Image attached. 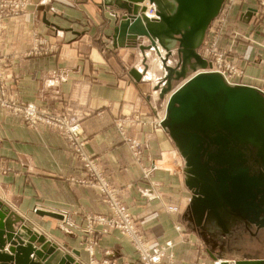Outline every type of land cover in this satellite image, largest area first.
Here are the masks:
<instances>
[{
	"label": "crops",
	"instance_id": "0c3cea01",
	"mask_svg": "<svg viewBox=\"0 0 264 264\" xmlns=\"http://www.w3.org/2000/svg\"><path fill=\"white\" fill-rule=\"evenodd\" d=\"M252 2L240 0L234 11L238 25L251 37L239 41L234 49L241 54L238 61L246 70L245 84L264 89V6L258 1L255 7ZM250 8L256 10V23ZM111 10L102 5V0H33L23 15L3 20L0 57L4 68L0 85L23 101L57 111L66 109L80 120L86 152L111 184L121 190L148 241H177L175 223L188 220L192 224V209H188L191 189L186 183L182 155L169 130L150 123L154 117L165 116L168 97L164 100L160 90H154L151 70L146 71L141 64L139 49L114 43L108 54H102L95 37L114 34L117 22L112 14L115 9ZM35 32L58 42L61 50L24 56L35 46ZM160 103L165 105L164 110ZM120 117L145 121L130 127L131 135L143 142L140 159L133 157L118 133L116 121ZM87 176L65 135L43 126L33 129L21 115L0 108L3 214L9 217V211L16 212L62 247L76 263L109 259L117 264H141L131 239L118 230L97 226L94 234L87 232V217L109 214L98 189L79 181ZM170 205L179 206V213L170 211ZM236 215L238 221L245 220L240 226L241 236L247 232L243 238L234 237L241 238V246L232 244L230 236L236 231L232 215L226 217V229L215 217L210 228L206 227L208 221L194 220V228L189 231L191 239L175 247L174 264H213L215 258L264 259V211L255 220ZM6 219L0 222L4 225ZM10 220L16 231L23 225ZM92 235L97 238L93 254L86 247ZM0 240L4 241L2 252L11 254L7 235H0ZM22 240L26 246L24 235ZM201 240L213 249V255L208 252L205 258L201 252L200 256L197 249ZM43 255L47 253H33L29 259L45 264Z\"/></svg>",
	"mask_w": 264,
	"mask_h": 264
},
{
	"label": "water",
	"instance_id": "95a60500",
	"mask_svg": "<svg viewBox=\"0 0 264 264\" xmlns=\"http://www.w3.org/2000/svg\"><path fill=\"white\" fill-rule=\"evenodd\" d=\"M144 1L105 0V3L126 11L114 30L115 45L134 46L139 37H147L150 40L149 47L156 50L162 61L166 73L161 80L165 82L161 96L170 92L162 125L169 130L186 160V183L194 194L191 206L193 213L200 217L197 223H203V218L210 211H213V218L224 229L229 215L239 214L255 220L264 211L262 175H251L246 167L229 169L209 164L210 142L201 133L204 132V122L211 129L215 128L213 121L201 112V101L204 99L213 102L217 108L215 117L221 127H230L243 133L245 124L250 122L249 133L264 140V92L256 87L231 85L216 71H204L210 64L201 56L199 48L225 0H147L155 16L146 13L148 6L141 5ZM160 47L165 49V55H162ZM175 55L179 59L176 67L168 63L169 57ZM190 71L193 74L188 76ZM181 78H185V81L173 88L174 81ZM199 118L203 119L201 124ZM219 195L223 202L219 201ZM3 213L0 207V219L8 218L4 225L0 222V235H7L11 242V254L2 252L4 241L0 240V264H36L29 258L33 253L41 255V251L47 253L42 257L45 264L73 262V258L46 235L26 225L17 232L10 220L14 217L15 222L22 221L17 213L9 211V217ZM25 230L29 235L26 246L22 245ZM33 242L41 249H35ZM231 263L264 264V259L224 260L221 264Z\"/></svg>",
	"mask_w": 264,
	"mask_h": 264
},
{
	"label": "rangeland",
	"instance_id": "374dc122",
	"mask_svg": "<svg viewBox=\"0 0 264 264\" xmlns=\"http://www.w3.org/2000/svg\"><path fill=\"white\" fill-rule=\"evenodd\" d=\"M258 1H259V5L261 7H263L264 6V0H253V2H252V3H254L253 5L254 6L257 5ZM239 2H240V0H225L221 12L218 14V16L215 19H213V21L211 22V24L207 30L206 37L203 41V44L199 48V53L210 64L206 69H204V71H207V72L208 71H216L226 80V82L230 83L231 85H246V86L256 87L258 89H261L264 92V89L261 86L245 84L244 77L246 76V70L243 68V66L238 61V59L241 58V54L234 49L237 46V44L239 43V41H241L242 39L248 40L251 38L249 33L247 31L243 30L238 25V21L236 20V17L238 16V14L234 13V11H235L236 7L239 5ZM32 4H33V0H0V12H1L0 25H2L3 20H5L8 17H16V16L23 15L29 9V7ZM102 5L107 6V7H111L112 8L111 12L115 9V11H113L112 14L115 17L116 22H117V26H118V24H119L118 21L120 20V17L123 14H125L126 11L124 9L115 8L116 7L115 5L106 4L105 0H102ZM141 5H147L148 6L147 0L142 2ZM255 7H257V6H255ZM148 9H149V6H148ZM250 9H251L250 11H254V14L252 17L255 18L254 23H256L257 19H258L256 12H255L256 10H254L253 8H250ZM120 10H121V12H120ZM257 12H258V10H257ZM146 13L149 14L150 11L147 10ZM117 15H118L119 19H117ZM151 15H154V14H151ZM69 30H71V29H69ZM34 34H35L34 38H32V39H33V44L35 46L32 48V50L30 52H28L24 56L28 57V56H33V55H35V56H37V55H48V54L57 53L61 50V45L58 42L51 41L48 36H45L43 34L41 35L38 32H35ZM108 36L103 35V34H100V35L98 34L95 37L98 40L96 43L99 45V47L101 46L100 48L102 50V54H103V52H104V54L106 52H108L111 49L112 44L116 43V39L114 38V34H110ZM149 45H150V40L147 37H139L137 39V42H135V45L132 47L137 48V49H139V51H141V54L143 56V58H141V62H142L141 64L144 66V69H146V71L148 69L151 70L150 71L152 73V75H151L152 79L151 80L154 83V90H156V91L160 90V97H164L165 98L164 100H166L167 97L169 98L170 92L166 93L164 96H161L162 88L165 85V82H163L161 80L165 77L166 71L163 67L162 61H161L158 53L156 52L155 49L150 48ZM122 47H124V46H122ZM160 50L162 52V55H165V53H166L165 49L160 47ZM106 54H108V53H106ZM112 59H114V58H112ZM178 61H179V59L175 55V56L169 57L168 63H169V65L176 67ZM3 68L4 67H3V64L1 61V57H0V78L1 79H3L2 78ZM192 74H193V71H190L188 76H190ZM184 81H185V78H181L180 80L174 81L173 88L178 87ZM161 107L163 110L165 109L164 104H161ZM0 108H4V109L8 110L13 115L14 114L16 116L21 115L23 117L25 123L29 127H32L33 129H39L42 126L46 127V128H52V129L58 131L59 133L65 135L68 138L75 156L82 161L83 167L85 168V170L87 171V174H88L87 179H82V180L79 179V181L80 182L82 181L84 183H89L92 186L96 187L98 189V191L101 193L102 197L104 198V201L106 202L108 209H109L108 215L98 213V214L92 215L90 217H87V223L89 225V228H87L86 230L88 233H90V235L95 233V231L97 230V226H106L109 229L118 230L120 233H122L123 235H125L126 237L131 239V241L133 242V245L135 247V250L138 253V259H139L138 261L141 264H174L175 263V259H176L175 247H176V245L179 243H186L191 239L190 238L191 233H189V231H190V229L193 230L192 228H194V226H192V225H194V222H195L194 220L197 221L200 219L198 214L193 213V208L191 206L190 201H192V197L194 195L192 190L191 191L189 190L192 195H191L190 201L188 203V204H190L188 209H192V213H191L192 215H190V213H189V216H191L190 219H192L191 220L192 224L188 220H186V223H184V221H182V220H178L174 225V229L177 233V238H178L177 241L170 238V239H166L164 241L152 244L148 241L147 236L145 235V233H143V231L139 227L137 219L133 215L132 211L130 210V207L128 206L126 201H124V199L122 198L121 190L116 189L111 184L109 178L102 171H100L97 168L94 159H92V157H90V155H88V153L86 152V150H85L86 139L84 136L85 133H84V130H83V127H82L80 120L74 119L66 109H64V111H60V110L57 111V110H53V108H50L48 106H40V105H36L33 102L23 101L17 95H15L13 92L9 93V91L7 90L5 85H0ZM200 108H201V112L204 113L205 116L211 120V122L213 121L212 122L213 127L217 126V128L219 130H221V131H222V129L224 130V128H222L218 124V121L215 117L217 108L213 105V102L209 103L208 101H205L203 99L201 101ZM163 118H164V116L161 118V115H160V117L159 116L154 117L150 123L153 124L154 126H162ZM144 122L145 121H143L141 119H136V121H134V118H130V117H120L116 121V126L118 128L117 130L119 131L118 133L120 134L122 139L129 145V148L131 149L132 155L135 159H140V157L143 153V142L138 137L131 135L130 127L134 124H139V123H144ZM202 122H203V119L199 118V124H201ZM251 124L252 123H250V122L246 123L245 124L246 128L244 127V124H243V127H244L243 133L234 129L233 134H228L229 141L227 142V146L225 148L218 149L219 157L213 159V152H214V149H213V129H211L212 127H210L207 123L204 122L203 123V127H204L203 131L204 132H201V133L205 136V138L210 140L209 151L211 154H210V157L208 158L209 164H211L212 166L214 165L215 167H218V168L222 167V166L223 167L224 166H226V167L230 166V168H235L238 165H247L246 164V162H247L249 165H251V167L255 168V170H254L255 172H258L260 169H262L263 161L260 159V157H259V159L261 160L260 162L259 161L256 162L254 159L258 156L257 153H258V151H260L261 147H263V152L260 155L264 156V140L258 136H255L254 134L251 135L249 133L250 132L249 128H250ZM197 129H199V125L197 126ZM223 135H225V132H223ZM231 136H232V138H231ZM247 155L250 158L247 157ZM243 158L246 159L245 163L243 162V160H244ZM182 159L184 161L185 169H187L188 167L186 165V160L183 156H182ZM228 160H233V161L231 162V164H229ZM184 171L186 172L185 175L188 178L187 170H184ZM104 181H106L109 185L108 190H103L101 188L100 184H101V182H104ZM109 191L112 192V194H114L115 197L121 202L120 206H125L126 210L130 213V216H131L134 224L138 228L139 234L144 239H146L148 245H153V246L166 245V244H168V242H171L172 247H169V252H171L173 250L174 254H173L172 258H165L164 260H162L160 262H152V261L148 262L144 259H141L139 253L142 254V250L141 249L138 250L133 239L130 236L126 235L124 232H122L118 227H116V225L111 226L108 223H102V222L92 223L91 222V220L93 218H95V217L98 218V216H100V215L107 217V218H110V219L114 218L115 213L112 212L113 204L110 203L111 194ZM219 201L223 202V199L221 198L220 195H219ZM169 210L173 211L175 213H179L180 207L177 205H170ZM208 210H213V209H208ZM11 212H14V211H11ZM210 212L211 213H207L205 215V217L203 218L204 222L208 221L206 224V227H208V228L213 226V222H212L213 221V211H210ZM231 217H233L232 221L235 224L234 226H235V230H236L230 236L231 240H232V244L236 243V245H234V246H239V245L241 246V244H242L240 242L241 238H243L244 235L245 236L247 235V232H245V234H243V236H241L242 234H240L241 233V227L240 226L242 225V223L245 220L244 221H241V220L238 221L239 219L237 218L238 216L236 214H233ZM11 218L14 219V217H11ZM261 218H263V217L261 216ZM227 220H230V218ZM19 222H22L23 225H26L28 228L32 229L33 231L39 232L38 230L34 229L32 227V225L29 224L28 221L25 222V219H23V218H22V221H19ZM12 223L14 224L13 221H12ZM187 224L188 225L190 224L191 226L190 225L188 226ZM23 225L19 226V230H17V232L22 229ZM186 225L189 228H187ZM237 227H239V228H237ZM203 230L204 229H200V231H202V232H203ZM206 230H207V228H206ZM24 232H25L24 237H26V239L28 240L29 235H27L26 230ZM40 234H43V233H40ZM240 236H241V238H237V239L234 238V237H240ZM52 242H54V241H52ZM33 243H35L37 245L36 242H33ZM56 245L65 252V250L62 247H60L57 243H56ZM96 245H97L96 236L95 237L93 235H92V237L90 236V239L86 242V247L89 249L90 253H92V254L94 253V247ZM198 245L199 246H198L197 250L200 251V256H201V252L203 253L205 258L208 257L207 256L208 252L213 255V249L209 245L205 244L204 241L201 240ZM231 246H233V245H231ZM207 248H210V251H208V250L206 251ZM232 248H234V247H232ZM249 252L253 253L254 251H249ZM219 259L228 260V261L237 260V259L215 258L213 264H215V262ZM73 262H74V264H80V263H76L75 261H73ZM87 264H117V263L114 261H111L109 259H102L100 261L91 259Z\"/></svg>",
	"mask_w": 264,
	"mask_h": 264
},
{
	"label": "built area",
	"instance_id": "2783aa9c",
	"mask_svg": "<svg viewBox=\"0 0 264 264\" xmlns=\"http://www.w3.org/2000/svg\"><path fill=\"white\" fill-rule=\"evenodd\" d=\"M148 6H149L148 10L150 11L148 15L150 16L151 14L155 15L154 13L155 11L153 7L150 4ZM0 15H1V12H0ZM100 185L103 190H108L109 188V185L106 181L101 182ZM110 194H111L110 203L113 204L112 212L115 213L114 218L110 219V218L100 215L98 216V218L96 217L93 218L91 222L92 223L94 222L108 223L111 226L116 225V227H118L122 232H124L126 235L130 236L133 239L138 250L140 249L142 250V254L139 253L141 259H144L148 262L150 261L160 262L164 260L165 258H172L174 254L173 250L169 252V247H172L171 242H168V244L166 245H156V246L148 245L146 239H144L139 234L138 228L134 224L130 216V213L126 210L125 206H120L121 202L115 197L114 194H112V192H110ZM222 261L224 260L219 259L215 262V264H221Z\"/></svg>",
	"mask_w": 264,
	"mask_h": 264
},
{
	"label": "flooded vegetation",
	"instance_id": "af4514ba",
	"mask_svg": "<svg viewBox=\"0 0 264 264\" xmlns=\"http://www.w3.org/2000/svg\"><path fill=\"white\" fill-rule=\"evenodd\" d=\"M222 128H224V130L222 129V131L225 132V135H223V132L221 130H219L217 128V126L213 129V149H214L213 159L219 157L218 149L225 148L227 146V142L229 141L228 134H233V128H231V129H230V127H227V128L222 127ZM231 138H232V136H231ZM209 142H210V140H209ZM260 151H258V153H257L258 156L254 159L256 162H258V161L260 162L261 160L263 161L262 169H260L258 172L254 171L255 168L251 167V165H249L246 162L245 158H243L244 159L243 162L244 163L246 162L247 165H238V166L235 167V169L246 167L249 170V173L251 175H257V176H261L262 175L261 177L264 180V156L260 155L263 152V147H261ZM247 157H249V156L247 155ZM259 157H260L261 160L259 159ZM232 161L233 160H228V163L231 164ZM227 168L234 169V168H230V166H228ZM257 201H259V200H257ZM262 207H264V206H262Z\"/></svg>",
	"mask_w": 264,
	"mask_h": 264
},
{
	"label": "bare ground",
	"instance_id": "6f19581e",
	"mask_svg": "<svg viewBox=\"0 0 264 264\" xmlns=\"http://www.w3.org/2000/svg\"><path fill=\"white\" fill-rule=\"evenodd\" d=\"M147 3H148V2H147ZM148 5H149V3H148ZM154 13H155V12H154ZM151 16H153V15H151ZM169 97H170V95H169ZM168 99H169V98H168ZM167 102H168V101H167ZM232 263H233V262H232ZM232 263H231V264H232Z\"/></svg>",
	"mask_w": 264,
	"mask_h": 264
}]
</instances>
